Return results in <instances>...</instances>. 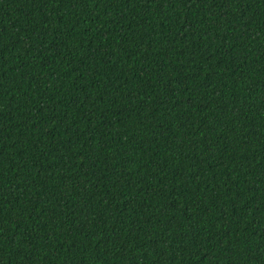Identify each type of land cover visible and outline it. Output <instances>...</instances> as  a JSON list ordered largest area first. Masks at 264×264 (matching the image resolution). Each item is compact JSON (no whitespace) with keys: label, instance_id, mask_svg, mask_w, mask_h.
Instances as JSON below:
<instances>
[{"label":"trees","instance_id":"1","mask_svg":"<svg viewBox=\"0 0 264 264\" xmlns=\"http://www.w3.org/2000/svg\"><path fill=\"white\" fill-rule=\"evenodd\" d=\"M0 264H264V0H0Z\"/></svg>","mask_w":264,"mask_h":264}]
</instances>
